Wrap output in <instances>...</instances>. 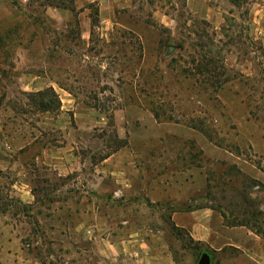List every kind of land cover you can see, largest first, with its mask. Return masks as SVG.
<instances>
[{
	"label": "rangeland",
	"instance_id": "rangeland-1",
	"mask_svg": "<svg viewBox=\"0 0 264 264\" xmlns=\"http://www.w3.org/2000/svg\"><path fill=\"white\" fill-rule=\"evenodd\" d=\"M82 1L0 0L3 139L35 138L32 203L0 169V264H264V0ZM72 140V170L36 159Z\"/></svg>",
	"mask_w": 264,
	"mask_h": 264
},
{
	"label": "crops",
	"instance_id": "crops-1",
	"mask_svg": "<svg viewBox=\"0 0 264 264\" xmlns=\"http://www.w3.org/2000/svg\"><path fill=\"white\" fill-rule=\"evenodd\" d=\"M73 1L76 4L77 8H85V5L82 0H73ZM45 12L49 14L51 17H54L58 22L66 21V19L72 14V10L69 8L68 5L65 4L47 5ZM81 15L82 16L85 15V9L80 10V16ZM38 82L33 83L32 86H36ZM52 85L55 84L52 82ZM62 91L63 92L60 93L59 95L61 101L60 108L67 111H72L73 118L75 120V123L78 125V128L85 130V132L89 133L90 123L80 120L81 118L79 116L80 112L74 110L77 107H75L71 95L64 90ZM62 125L59 124V128H61ZM5 137L6 135L4 134L2 126L0 124V151L3 152V155L2 156L0 155V169H6L12 167L14 168L15 166L16 169H20V171L16 173L17 179L14 180L11 184V186L15 188V190L13 191V196L17 198L20 202L28 203V204L32 203L34 200V194L31 192L30 187H28L29 185L28 182H26V174H22V170L24 169H21L19 166V164H21V166L23 164L20 163L19 158H16L14 156V153L18 154L21 150L30 147V145L35 140V138L32 136H27L24 134L23 135L15 134V133L10 136H7L8 141H5L3 139ZM75 148H76V142L74 140L67 141L59 145L50 146L48 144L45 145L42 144L39 150V154L36 155V159L41 163H43L44 165L48 166L49 168L58 170L59 171L58 174H62V171L65 170V172H68V170H72L74 168L73 163L77 162L76 158L78 157ZM180 220H184L183 217H181ZM12 261L13 263H15L13 259ZM19 263L36 264L30 261H24V263L21 262ZM38 264H42V263H38Z\"/></svg>",
	"mask_w": 264,
	"mask_h": 264
},
{
	"label": "trees",
	"instance_id": "trees-1",
	"mask_svg": "<svg viewBox=\"0 0 264 264\" xmlns=\"http://www.w3.org/2000/svg\"><path fill=\"white\" fill-rule=\"evenodd\" d=\"M195 70H197L198 72H201L202 70H204V74H207V75H211V73L212 72H214V70H212L211 71V68L210 67H205V69H202L201 68V66H197L195 69H194V71ZM182 71H183V74L185 75V74H187L186 73V67H182ZM194 71H190V73L189 74H192ZM193 75V74H192ZM211 83V87H213L214 89H215V82H210ZM40 105H41V103H43V105L45 106L46 105V103L43 101H39L38 102ZM155 107L153 106V107H151V111L154 113V115L156 116V117H158V112L157 111H155L156 109H154Z\"/></svg>",
	"mask_w": 264,
	"mask_h": 264
},
{
	"label": "water",
	"instance_id": "water-1",
	"mask_svg": "<svg viewBox=\"0 0 264 264\" xmlns=\"http://www.w3.org/2000/svg\"><path fill=\"white\" fill-rule=\"evenodd\" d=\"M198 264H211V256L207 250L201 253Z\"/></svg>",
	"mask_w": 264,
	"mask_h": 264
}]
</instances>
